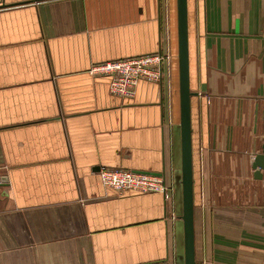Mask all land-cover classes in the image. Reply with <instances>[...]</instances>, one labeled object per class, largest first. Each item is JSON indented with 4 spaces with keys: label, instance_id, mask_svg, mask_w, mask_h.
<instances>
[{
    "label": "crops",
    "instance_id": "crops-1",
    "mask_svg": "<svg viewBox=\"0 0 264 264\" xmlns=\"http://www.w3.org/2000/svg\"><path fill=\"white\" fill-rule=\"evenodd\" d=\"M187 7L196 261L264 264V0ZM159 50L170 75L133 97L90 71ZM179 122L177 0H0V264H182ZM102 167L164 173L173 199Z\"/></svg>",
    "mask_w": 264,
    "mask_h": 264
},
{
    "label": "built area",
    "instance_id": "built-area-1",
    "mask_svg": "<svg viewBox=\"0 0 264 264\" xmlns=\"http://www.w3.org/2000/svg\"><path fill=\"white\" fill-rule=\"evenodd\" d=\"M173 56L169 51L107 60L92 65L93 75L109 76L110 91L120 97H133L141 80L161 83L171 73ZM98 174L105 186L118 192L136 190L143 193L160 192L168 203L173 199V186L166 174H149L125 168L102 167ZM2 181L0 180V184Z\"/></svg>",
    "mask_w": 264,
    "mask_h": 264
},
{
    "label": "water",
    "instance_id": "water-1",
    "mask_svg": "<svg viewBox=\"0 0 264 264\" xmlns=\"http://www.w3.org/2000/svg\"><path fill=\"white\" fill-rule=\"evenodd\" d=\"M6 6L2 4L1 7ZM178 13V59L180 93V149L181 184L184 224V264H199L195 254V168L192 127V95L190 88L188 7L187 0H177ZM255 178L262 179L264 170V148L253 160Z\"/></svg>",
    "mask_w": 264,
    "mask_h": 264
},
{
    "label": "rangeland",
    "instance_id": "rangeland-1",
    "mask_svg": "<svg viewBox=\"0 0 264 264\" xmlns=\"http://www.w3.org/2000/svg\"><path fill=\"white\" fill-rule=\"evenodd\" d=\"M172 84V83H171ZM176 88L175 83L173 84ZM176 104H177V100H176ZM172 108V105H170ZM176 112L178 110L177 105L175 106ZM180 126L179 124L176 125V162H177V167H176V189H177V209H178V226H179V241H180V251H181V260L182 264H184V224H183V220L181 219L182 216V211H183V199H182V184H181V149H180ZM200 193L201 195L204 193L203 189H201V185H202V168L200 166ZM198 189H196V199H198ZM197 201V200H196Z\"/></svg>",
    "mask_w": 264,
    "mask_h": 264
},
{
    "label": "trees",
    "instance_id": "trees-1",
    "mask_svg": "<svg viewBox=\"0 0 264 264\" xmlns=\"http://www.w3.org/2000/svg\"><path fill=\"white\" fill-rule=\"evenodd\" d=\"M195 200H196V189H195Z\"/></svg>",
    "mask_w": 264,
    "mask_h": 264
}]
</instances>
